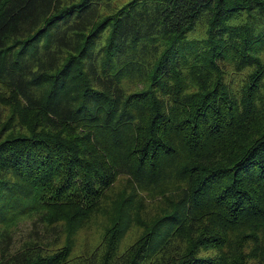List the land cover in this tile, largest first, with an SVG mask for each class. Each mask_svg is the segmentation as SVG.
<instances>
[{"label":"trees","instance_id":"16d2710c","mask_svg":"<svg viewBox=\"0 0 264 264\" xmlns=\"http://www.w3.org/2000/svg\"><path fill=\"white\" fill-rule=\"evenodd\" d=\"M0 264H264V0H0Z\"/></svg>","mask_w":264,"mask_h":264},{"label":"rangeland","instance_id":"374dc122","mask_svg":"<svg viewBox=\"0 0 264 264\" xmlns=\"http://www.w3.org/2000/svg\"><path fill=\"white\" fill-rule=\"evenodd\" d=\"M31 220L32 219L21 221L14 228L13 241L15 246L20 245L28 237L29 239H31L32 237L44 239V241L47 242H50L52 240H56V242L61 241L60 236V240L58 237L56 238L55 235L42 237V234H46V232H44V228L41 226V224L35 223L34 225H32ZM33 230L36 231V235L35 233H33ZM100 232V227L96 224H91L88 228L81 230L77 236V241L80 245L78 247H82V245L84 244L91 246L94 242H97L100 238ZM130 232L128 233V235L130 234Z\"/></svg>","mask_w":264,"mask_h":264}]
</instances>
